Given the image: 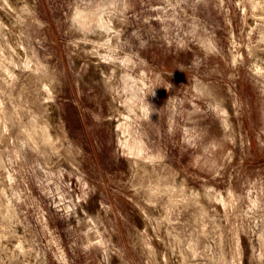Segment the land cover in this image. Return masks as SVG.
Wrapping results in <instances>:
<instances>
[{
  "label": "rangeland",
  "instance_id": "374dc122",
  "mask_svg": "<svg viewBox=\"0 0 264 264\" xmlns=\"http://www.w3.org/2000/svg\"><path fill=\"white\" fill-rule=\"evenodd\" d=\"M0 264H264V0H0Z\"/></svg>",
  "mask_w": 264,
  "mask_h": 264
},
{
  "label": "clouds",
  "instance_id": "9594fccd",
  "mask_svg": "<svg viewBox=\"0 0 264 264\" xmlns=\"http://www.w3.org/2000/svg\"><path fill=\"white\" fill-rule=\"evenodd\" d=\"M154 111H155V109L150 104H147L145 107L146 118L150 119V115Z\"/></svg>",
  "mask_w": 264,
  "mask_h": 264
}]
</instances>
